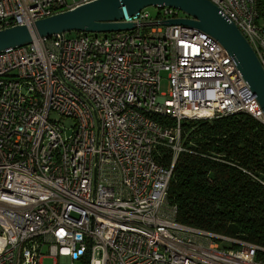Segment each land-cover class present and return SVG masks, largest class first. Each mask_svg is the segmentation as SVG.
Here are the masks:
<instances>
[{"label":"built area","instance_id":"built-area-1","mask_svg":"<svg viewBox=\"0 0 264 264\" xmlns=\"http://www.w3.org/2000/svg\"><path fill=\"white\" fill-rule=\"evenodd\" d=\"M92 1L0 0V30ZM208 1L264 69L256 0ZM156 9L120 20L128 31L0 54V264H264L263 248L181 225L167 203L184 123L264 116L216 40L166 25L179 10Z\"/></svg>","mask_w":264,"mask_h":264},{"label":"trees","instance_id":"trees-1","mask_svg":"<svg viewBox=\"0 0 264 264\" xmlns=\"http://www.w3.org/2000/svg\"><path fill=\"white\" fill-rule=\"evenodd\" d=\"M256 3L264 24V0ZM182 132L187 151L176 159L167 190L177 222L264 249V125L239 113L186 122ZM162 152L156 161L169 167ZM255 258L264 263V252Z\"/></svg>","mask_w":264,"mask_h":264},{"label":"water","instance_id":"water-1","mask_svg":"<svg viewBox=\"0 0 264 264\" xmlns=\"http://www.w3.org/2000/svg\"><path fill=\"white\" fill-rule=\"evenodd\" d=\"M148 7L179 10L185 17L169 20L166 25L196 30L216 40L231 57L264 116V69L237 27L208 0H95L37 20L30 26L0 30V54L31 44L36 38L62 37L71 32L98 34L128 31L134 25L120 20Z\"/></svg>","mask_w":264,"mask_h":264},{"label":"rangeland","instance_id":"rangeland-1","mask_svg":"<svg viewBox=\"0 0 264 264\" xmlns=\"http://www.w3.org/2000/svg\"><path fill=\"white\" fill-rule=\"evenodd\" d=\"M143 13L146 15V17L149 19V18H154L156 13H157V9L155 7H148V8H145L143 10ZM184 14L181 13L180 17H183ZM99 37H103V36H109L110 34L108 33H98ZM68 37H75L76 36V33L74 32H71L69 34H67ZM162 83H161V89H160V92L161 93H166L167 91V81H166V74L162 73ZM52 117L54 118H57L56 115H52ZM66 124L69 125L71 124V120H66ZM216 235V234H215ZM220 236V235H219ZM224 237V236H222ZM228 238V237H227ZM221 246H224V243L223 242H220ZM43 264H53V259H45L43 261ZM58 264H61V261L58 259Z\"/></svg>","mask_w":264,"mask_h":264},{"label":"bare ground","instance_id":"bare-ground-1","mask_svg":"<svg viewBox=\"0 0 264 264\" xmlns=\"http://www.w3.org/2000/svg\"><path fill=\"white\" fill-rule=\"evenodd\" d=\"M250 116V115H249Z\"/></svg>","mask_w":264,"mask_h":264}]
</instances>
